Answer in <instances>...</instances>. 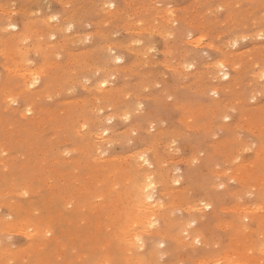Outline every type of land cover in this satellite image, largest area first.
I'll return each instance as SVG.
<instances>
[{
    "label": "rangeland",
    "instance_id": "1",
    "mask_svg": "<svg viewBox=\"0 0 264 264\" xmlns=\"http://www.w3.org/2000/svg\"><path fill=\"white\" fill-rule=\"evenodd\" d=\"M52 17L56 19L53 21ZM262 33L264 0H0V264H264ZM220 63L227 67L219 69ZM224 72L229 77H224ZM34 79L39 81L34 83ZM7 94L18 103L11 104ZM86 115L88 119L83 122ZM125 115L129 117L126 121ZM84 124L86 127L82 128ZM104 131L108 134L104 135ZM91 155L95 161L89 159ZM143 169L149 175L159 173L161 178L156 174L149 176L151 181H143L144 176L139 175ZM115 171L121 178L110 174ZM152 177L159 179L157 185ZM134 179L142 180L140 184L144 185L155 182V188H145L152 199L146 196L140 202L143 205L138 203L142 186L139 188ZM133 187L136 192L139 190V196ZM133 204H140L143 209ZM176 205L178 208H174ZM148 214L154 216L150 217L152 223L147 224L150 228L133 222ZM18 222L31 224L38 234L30 237L19 229ZM127 225L131 227L125 233ZM46 229H51V233ZM153 230L159 232L152 233ZM49 233H53L52 238H48ZM134 233L138 235L134 242L139 237L141 243L131 240L129 236Z\"/></svg>",
    "mask_w": 264,
    "mask_h": 264
},
{
    "label": "bare ground",
    "instance_id": "2",
    "mask_svg": "<svg viewBox=\"0 0 264 264\" xmlns=\"http://www.w3.org/2000/svg\"><path fill=\"white\" fill-rule=\"evenodd\" d=\"M44 2H45V1H44ZM59 2H60V1H59ZM228 2H229V1H228ZM154 3H155V2H154ZM78 4H79V3H78ZM148 4H149V3H148ZM168 4H169V3H168ZM225 4H226V3H225ZM258 4H259V3H258ZM113 5H114V4H113ZM156 5H157V4H156ZM200 5H201V4H200ZM216 5H217V3H216ZM219 5H221V3H220ZM19 6H20V5H19ZM33 6H34V5H33ZM67 6H68V5H67ZM79 6H80V5H79ZM173 6H174V5H173ZM181 6H182V5H181ZM194 6H195V5H194ZM44 7H45V6H44ZM50 7H51V6H50ZM82 7H83V6H82ZM109 7H110V6H109ZM109 7H108V8H109ZM114 7H115V6H114ZM238 7H239V6H238ZM247 7H248V6H247ZM249 7H250V6H249ZM262 7H263V6H262ZM77 8H78V7H77ZM131 8H132V7H131ZM156 8H157V7H156ZM191 8H192V6H191ZM215 8H216V7H215ZM28 9H29V8H28ZM35 9H36V8H35ZM74 9H75V8H74ZM86 9H87V8H86ZM106 9H107V8H106ZM209 9H210V8H209ZM90 10H91V9H90ZM200 10H201V9H200ZM206 10H207V9H206ZM210 10H212V9H210ZM122 11H123V10H122ZM160 11H161V10H160ZM253 11H254V10H253ZM11 12H12V11H11ZM22 12H23V11H22ZM25 12H26V11H25ZM32 12H33V11H32ZM32 12H31V13H32ZM56 12H57V11H56ZM84 12H85V10H84ZM118 12H119V11H118ZM118 12H117V13H118ZM131 12H132V11H131ZM164 12H165V11H164ZM171 12H172V11H171ZM244 12H245V11H244ZM254 12H255V11H254ZM15 13H16V12H15ZM15 13H13V14H15ZM26 13H27V12H26ZM26 13H25V14H26ZM57 13H58V12H57ZM103 13H104V12H103ZM121 13H122V12H121ZM125 13H126V12H125ZM128 13H129V12H128ZM153 13H154V12H153ZM200 13H201V12H200ZM247 13H248V12H247ZM33 14H35V13H33ZM46 14H47V13H46ZM55 14H56V13H55ZM55 14H54V15H55ZM136 14H137V13H136ZM232 14H233V13H231L230 15H232ZM251 14H252V13H251ZM27 15H28V13H27ZM82 15H84V14L82 13ZM98 15H99V14H98ZM133 15H134V14H133ZM163 15H164V13H163ZM169 15H170V14H169ZM193 15H194V13H193ZM197 15H198V14H197ZM197 15H196V16H197ZM204 15H205V14H204ZM249 15H250V14H249ZM10 16H12V15L10 14ZM28 16H29V15H28ZM35 16H36V15H35ZM39 16H40V15H39ZM78 16H79V15H78ZM103 16H104V15H103ZM170 16H171V15H170ZM176 16H177V15H176ZM7 17H8V16H7ZM107 17H108V16H107ZM114 17H115V16H114ZM127 17H128V16H127ZM153 17H154V16H153ZM164 17H165V16H164ZM198 17H199V16H198ZM198 17H197V18H198ZM201 17H202V16H201ZM248 17H249V16H248ZM255 17H256V16H255ZM197 18H196V19H197ZM199 18H200V17H199ZM230 18H231V17H230ZM1 19H2V18H1ZM5 19H6V18H5ZM10 19H11V18H10ZM35 19H36V18H35ZM44 19H45V18H44ZM82 19H83V17H82ZM128 19H129V18H128ZM156 19H157V18H156ZM231 19H232V18H231ZM32 20H33V19H32ZM45 20H46V19H45ZM100 20H102V19H100ZM187 20H188V19H187ZM189 20L191 21V19H189ZM228 20H229V19H228ZM245 20H246V19H245ZM255 20H256V19H255ZM48 21H49V20H48ZM53 21H54V20H53ZM112 21H113V20H112ZM118 21H119V20H118ZM170 21H171V20H170ZM224 21H225V19H224ZM3 22H4V21H3ZM33 22H34V21H33ZM106 22H107V21H106ZM184 22H185V21H184ZM233 22H234V21H233ZM49 23H50V22H49ZM98 23H99V22H98ZM203 23H204V22H203ZM209 23H210V22H209ZM243 23H244V21H243ZM4 24H5V23H4ZM58 24H59V23H58ZM58 24H57V25H58ZM68 24H69V23H68ZM87 24H88V23H87ZM89 24H90V23H89ZM104 24H105V23H104ZM134 24H135V23H134ZM221 24H222V23H221ZM252 24H253V23H252ZM14 25H15V24H14ZM196 25H197V24H196ZM199 25H200V24H199ZM29 26H31V25H29ZM207 26H208V25H207ZM49 27H50V26H49ZM67 27H68V26H67ZM173 27H174V26H173ZM29 28H31V27H29ZM29 28H28V30H29ZM34 28H35V27H34ZM169 28H170V27H169ZM197 28H198V27H197ZM245 28H246V27H245ZM8 29H9V28H8ZM43 29H44V28H43ZM97 29H98V28H97ZM100 29H101V28H100ZM104 29H105V28H104ZM210 29H211V28H210ZM93 30H94V29H93ZM114 30H115V29H114ZM138 30H139V29H138ZM170 30H171V29H170ZM22 31H23V30H22ZM89 31H90V30H89ZM116 31H117V30H116ZM9 32H10V31H9ZM27 32H28V31H27ZM27 32H26V34H27ZM41 32H42V31H41ZM58 32H59V31H58ZM61 32H62V31H61ZM126 32H127V31H126ZM162 32H163V31H162ZM202 32H203V31H202ZM207 32H208V31H207ZM228 32H229V31H228ZM17 33H18V32H17ZM19 33H20V32H19ZM43 33H44V32H43ZM78 33H79V32H78ZM78 33H77V34H78ZM190 33H191V32H190ZM222 33H223V32H222ZM117 34H118V33H117ZM12 35H13V34H12ZM20 35H21V34H20ZM51 35H52V34H51ZM78 35H79V34H78ZM86 35H87V34H86ZM95 35H96V34H95ZM25 36H26V35H25ZM43 36H44V35H43ZM43 36H42V37H43ZM99 36H100V35H99ZM134 36H135V35H134ZM219 36H220V35H219ZM15 37H16V36H15ZM26 37H28V36H26ZM49 37H50V36H49ZM63 37H64V36H63ZM71 37H72V36H71ZM101 37H102V36H101ZM91 38H92V37H91ZM91 38H90V39H91ZM105 38H106V37H105ZM0 39H1V38H0ZM19 39H20V38H19ZM21 39L23 40V38H21ZM92 39H93V38H92ZM92 39H91V40H92ZM130 39H131V38H130ZM137 39H138V38H137ZM171 39H172V38H171ZM17 40H18V39H17ZM22 40H21V41H22ZM28 40H29V39H28ZM75 40H76V39H75ZM87 40H88V39H87ZM244 40H245V39H244ZM18 41H19V40H18ZM110 41H111V40H110ZM136 41H137V40H136ZM217 41H218V40H217ZM19 42H20V41H19ZM43 42H44V40H43ZM47 42H48V41H47ZM72 42H73V41H72ZM72 42H71V43H72ZM229 42H230V41H229ZM25 43H26V42H25ZM234 43H235V42H234ZM20 44H21V42H20ZM49 44H50V43H49ZM53 44H54V43H53ZM55 44H56V43H55ZM62 44H63V43H62ZM78 44H79V43H78ZM78 44H77V45H78ZM80 44H81V43H80ZM202 44H203V43H202ZM1 45H3V44H1ZM10 45H11V44H10ZM29 45H30V44H29ZM47 45H48V44H47ZM60 45H61V44H60ZM73 45H74V44H73ZM108 45H109V44H108ZM132 45H133V44H132ZM40 46H42V45L40 44ZM74 46H76V45H74ZM201 46H202V45H201ZM5 47H6V46H5ZM22 47H23V46H22ZM67 47H68V46H67ZM69 47H70V46H69ZM123 47H125V46H123ZM137 47H138V45H137ZM31 48H32V47H31ZM75 48H76V47H75ZM120 48H122V47H120ZM173 48H174V47H173ZM39 49H41V48H39ZM99 49H100V48H99ZM10 50H11V49H10ZM32 50H33V49H32ZM32 50H31V51H32ZM48 50H49V49H48ZM48 50H47V51H48ZM51 50H52V49H51ZM60 50H61V49H60ZM102 50H103V49H102ZM108 50H109V49H108ZM131 50H132V49H131ZM136 50H139V49L137 48ZM0 51H1V50H0ZM16 51H17V50H16ZM38 51H39V50H38ZM42 51H43V50H42ZM52 51H53V50H52ZM52 51H51V52H52ZM64 51H65V50H64ZM81 51H82V50H81ZM93 51H94V50H93ZM98 51H100V50H98ZM106 51H107V50H106ZM146 51H147V50H146ZM164 51H165V50H164ZM166 51H167V50H166ZM195 51H196V50H195ZM7 52H8V51H7ZM19 52H20V51H19ZM237 52H238V51H237ZM14 53H16V52H14ZM139 53H141V52H139ZM16 54H17V53H16ZM20 54H21V53H20ZM32 54H33V53H32ZM58 54H59V53H58ZM141 54H142V53H141ZM237 54H238V53H237ZM4 55H5V54H4ZM8 55H9V54H8ZM194 55H195V54H194ZM235 55H236V54H235ZM235 55H234V56H235ZM238 55H239V54H238ZM15 56H16V55H15ZM49 56H50V55H49ZM93 56H94V55H93ZM97 56H98V55H97ZM229 56H230V55H229ZM18 57H19V56H18ZM99 57H101V56H99ZM137 57H138V56H137ZM150 57H151V56H150ZM16 58H17V57H16ZM19 58H20V57H19ZM24 58H25V57H24ZM17 59H18V58H17ZM46 59H47V58H46ZM53 59H54V58H53ZM117 59L121 61L122 58H121L120 56H118ZM148 59H149V58H148ZM148 59H147V60H148ZM173 59H174V58H173ZM23 60H24V59H22V61H23ZM80 60H81V59H80ZM86 60H88V59H86ZM86 60H85V61H86ZM99 60H100V59H99ZM101 60H103V59H101ZM112 60H113V59H112ZM137 60H138V59H137ZM139 60H140V59H139ZM233 60H234V59H233ZM10 61H11V60H10ZM22 61H21V63H22ZM71 61H72V60H71ZM107 61H108V60H107ZM107 61H106V62H107ZM4 62H5V61H4ZM8 62H9V61H8ZM19 62H20V61H19ZM58 62H59V61H58ZM83 62H84V61H83ZM97 62H98V61H97ZM167 62H168V61H167ZM167 62H166V63H167ZM2 63H3V62H2ZM17 63H18V62H17ZM17 63H16V64H17ZM23 63H25V62H23ZM33 63H34V62H33ZM9 64H10V62H9ZM18 64H19V63H18ZM51 64H52V63H51ZM116 64H117V63H116ZM130 64H131V63H130ZM134 64H135V63H134ZM134 64H133V65H134ZM12 65H13V64H12ZM19 65H20V64H19ZM30 65H31V64H30ZM33 65H34V64H33ZM53 65H54V64H53ZM53 65H52L51 67H53ZM55 65H56V64H55ZM100 65H101V63H100ZM123 65H124V64H123ZM131 65H132V64H131ZM131 65H130V66H131ZM141 65H142V64H141ZM144 65H145V64H144ZM221 65H222L223 67H221ZM2 66H3V65H2ZM24 66H25V65H23V67H24ZM64 66H65V65H64ZM82 66H83V65H82ZM86 66H87V65H86ZM92 66H93V65H92ZM139 66H140V65H139ZM142 66H143V65H142ZM217 66H218V68L221 69V70H222V68L224 69L225 67H227V65H226L225 63H220V64L217 65ZM21 67H22V66H21ZM21 67L19 66V70H20ZM125 67H126V66H125ZM137 67H138V66H137ZM211 67H212V66H211ZM237 67H238V66H237ZM8 68H9V67H7V69H8ZM14 68H15V67H14ZM27 68H28V67H27ZM41 68H42V67H40V70H41ZM115 68H116V67H114L113 69L115 70ZM135 68H136V65H135ZM9 69H10V68H9ZM28 69H29V68H28ZM32 69H33V68H32ZM42 69H43V68H42ZM47 69H48V68H46V70H47ZM67 69H68V68H67ZM132 69H133V68H132ZM5 70H6V69H5ZM25 70H26V68H25ZM36 70H37V69H36ZM85 70H86V69H85ZM95 70H96V69H95ZM122 70H123V69H122ZM128 70H129V69H128ZM161 70H162V69H161ZM32 71H33V70H32ZM42 71H43V70H42ZM110 71H112V69H111ZM123 71H124V70H123ZM134 71H136V70L134 69ZM150 71H151V70H150ZM162 71H163V70H162ZM6 72H7V71H6ZM12 72H13V71H12ZM14 72H15V70H14ZM26 72H27V70H26ZM26 72H25V73H26ZM30 72H31V71H30ZM44 72H45V71H44ZM66 72H67V71H66ZM112 72H113V71H112ZM116 72H117V71H116ZM155 72H156V71H155ZM16 73H17V72H16ZM20 73H21V71H20ZM35 73H36V72H35ZM35 73H34V74H35ZM60 73H61V72H60ZM71 73H72V72H71ZM133 73H134V72H133ZM144 73H145V72H144ZM144 73H143V74H144ZM160 73H161V72H160ZM14 74H15V73H14ZM48 74H49V73H48ZM73 74H74V72H73ZM114 74H115V73H114ZM161 74H162V73H161ZM190 74H191V73H190ZM20 75H21V74H20ZM25 75H27V74H25ZM37 75H38V74H36V75H34V76H37ZM43 75H44V74H43ZM45 75H46V74H45ZM49 75H50V74H49ZM96 75H97V74H96ZM149 75H150V74H149ZM54 76H55V75H54ZM63 76H64V75H63ZM67 76H68V75H67ZM67 76H66V77H67ZM126 76H128V74H127ZM223 76L227 78V77H229V73H228V72H224ZM13 77H14V76H13ZM21 77H22V76H21ZM38 77H40V76H38ZM86 77H87V76H86ZM92 77H93V76H92ZM162 77H163V75H162ZM166 77H167V76H166ZM256 77H257V76H256ZM17 78H19V77H17ZM22 78H23V77H22ZM35 78H36V77H35ZM57 78H58V77H57ZM59 78H60V77H59ZM112 78H113V77H112ZM130 78H131V77H130ZM148 78H149V77H148ZM148 78H147V79H148ZM23 79H24V78H23ZM95 79H96V78H95ZM100 79H101V78H100ZM100 79H99V80H100ZM142 79H143V78H142ZM196 79H197V78H196ZM60 80H61V79H60ZM66 80H67V79H66ZM69 80H70V79H69ZM84 80H85V78H84ZM86 80H87V79H86ZM115 80H116V79H115ZM144 80H145V79H144ZM157 80H158V79H157ZM159 80H160V79H159ZM23 81H24V80H23ZM27 81H29V80H27ZM38 81H39V80H38ZM50 81H51V80H50ZM88 81H91V80H88ZM101 81H102V80H101ZM104 81H106V80H103V84H104ZM147 81H148V80H147ZM66 82H67V81H66ZM130 82H131V81H130ZM133 82H134V81H133ZM162 82H163V81H162ZM6 83H7V82H6ZM24 83H25V82H24ZM74 83H75V82H74ZM122 83H123V82H122ZM152 83H155V82H152ZM152 83H151V85H152ZM163 83H164V82H163ZM189 83H190V82H189ZM21 84H22V83H21ZM70 84H71V83H70ZM103 84H102V85H103ZM135 84H136V83H135ZM180 84H181V83H180ZM182 84H183V83H182ZM76 85H77V84H76ZM78 85H79V84H78ZM190 85H191V84H190ZM19 86H20V85H19ZM70 86H71V85H70ZM73 86H74V85H73ZM93 86H94V85H93ZM96 86H97V85H96ZM109 86H110V85H109ZM114 86H115V85H114ZM124 86H125V84H124ZM139 86H140V85H139ZM184 86H185V85H184ZM2 87H3V86H2ZM10 87H11V86H10ZM14 87H15V86H14ZM29 87H30V86H29ZM58 87H59V86H58ZM62 87H64V86H62ZM75 87H76V86H75ZM117 87H118V86H117ZM117 87H116V89H117ZM144 87H147V86H144ZM181 87H182V86H181ZM37 88H38V87H37ZM41 88H42V87H41ZM43 88H44V87H43ZM43 88H42V89H43ZM90 88H91V87H90ZM100 88H101V87H100ZM113 88H114V87H113ZM119 88H120V87H119ZM121 88H122V87H121ZM121 88H120V89H121ZM11 89H12V88H11ZM14 89H16V88H14ZM42 89H41V90H42ZM58 89H59V88H58ZM73 89H74V88H73ZM95 89H96V88H95ZM114 89H115V88H114ZM122 89H123V88H122ZM127 89H129V88H126V90H127ZM147 89H148V88H147ZM213 89H214V88H213ZM36 90H37V89H36ZM39 90H40V89H39ZM49 90H50V89H49ZM62 90H64V88H62ZM68 90H69V89H68ZM75 90H76V89H75ZM87 90H88V89H87ZM102 90H103V89H102ZM104 90H105V89H104ZM112 90H113V89H112ZM138 90H139V88H138ZM141 90H142V89H141ZM143 90H144V89H143ZM173 90H174V89H173ZM198 90H199V89H198ZM1 91H3V89L0 90V92H1ZM13 91H14V90H13ZM119 91H120V90H119ZM124 91H125V89H124ZM130 91H133V89H131ZM134 91H135V90H134ZM224 91H225V90H224ZM9 92H10V91H9ZM51 92H52V91H51ZM113 92H114V91H113ZM121 92H122V91H121ZM127 92H128V91H127ZM163 92H164V91H163ZM11 93H12V92H11ZM40 93H41V92H40ZM56 93H57V92H56ZM95 93H97V92H95ZM100 93H101V92H100ZM106 93H107V92H106ZM117 93H118V92H117ZM12 94H14V93H12ZM20 94H21V93H20ZM20 94H18V95L20 96ZM136 94H137V93H136ZM48 95H49V94H48ZM59 95H60V94H59ZM100 95H101V94H100ZM133 95H134V94H133ZM137 95H138V94H137ZM144 95H145V94H144ZM53 96H54V95H53ZM75 96H76V94H75ZM89 96H90V95H89ZM93 96H94V95H93ZM114 96H115V95H114ZM123 96H124V95H123ZM129 96H130V95H129ZM7 97H9V98L12 99V97L9 96V94H7ZM25 97H26V96H25ZM36 97H37V96H36ZM55 97H56V96H55ZM55 97H53V98H55ZM57 97H58V96H57ZM86 97H87V96H86ZM124 97H125V96H124ZM3 98H4V97H3ZM16 98H17V97H16ZM33 98H34V97H33ZM76 98H77V97H76ZM87 98H88V97H87ZM87 98H86V100H88ZM106 98H107V96H106ZM127 98H128V97H126V99H127ZM138 98H139V97H138ZM4 99H5V98H4ZM4 99H3V100H4ZM43 99H44V98H43ZM71 99H72V98H71ZM79 99H80V97H79ZM109 99H110V98H109ZM6 100H7V99H6ZM41 100H42V99H41ZM124 100H125V99H124ZM134 100H135V99H134ZM157 100H158V99H157ZM31 101H32V100H31ZM46 101H47V100H46ZM48 101H49V100H48ZM96 101H97V100H96ZM117 101H118V100H117ZM125 101H126V100H125ZM141 101H142V100H141ZM8 102H9V101H8ZM37 102H39V101H37ZM64 102H65V101H64ZM81 102H83V101H81ZM88 102L90 103V101H88ZM137 102H138V101H137ZM16 103H18V102L16 101ZM29 103H30V102H29ZM94 103H95V102H94ZM130 103H131V102H130ZM141 103H142V102H141ZM11 104H12V103H11ZM14 104H15V103H14ZM32 104H33V101H32ZM86 104H88V103H86ZM116 104H118V102H117ZM121 104H122V103H121ZM146 104H147V103H146ZM174 104H175V103H174ZM38 105H39V104H38ZM129 105H130V104H128V106H129ZM139 105H140V104H139ZM228 105H229V104H228ZM29 106H30V104H29ZM29 106H27V107H29ZM128 106H127V107H128ZM95 107H96V106H95ZM95 107H94V108H95ZM111 107H112V106H111ZM116 107H117V105H116ZM180 107H181V106H180ZM11 108H12V105H11ZM43 108H44V107H43ZM47 108H48V107H47ZM128 108H129V107H128ZM138 108H139V107H138ZM142 108H143V107H142ZM167 108H168V107H167ZM182 108H183V107H182ZM4 109H5V108H4ZM30 109H31V107H30ZM86 109H89V108L86 107ZM121 109H122V107H121ZM124 109H125V108H124ZM130 109H131V108H130ZM134 109H135V108H134ZM189 109H190V108H189ZM213 109H215V108H213ZM216 109H217V108H216ZM67 110H68V109H67ZM83 110H84V109H83ZM93 110H94V109H93ZM93 110H92V111H93ZM126 110H128V109L126 108ZM23 111H24V110H23ZM103 111H104V110H103ZM131 111H133V109H132ZM139 111H140V110H139ZM28 112H29V111H28ZM34 112H35V111H34ZM34 112H33V113H34ZM93 112H94V111H93ZM113 112H114V110H113ZM115 112H117V111L115 110ZM126 112H127V111H126ZM129 112H130V110H129ZM194 112H195V110H194ZM197 112H198V111H197ZM97 113H98V112H97ZM97 113H95V114H97ZM100 113H101V111H100ZM123 113H124V112H123ZM19 114H20V113H19ZM195 114H196V113H195ZM20 115H21V114H20ZM108 115H109V114H108ZM118 115H119V114H118ZM129 115H130V114H129ZM77 116H78V115H77ZM112 116H113V115H112ZM249 116H250V115H249ZM32 117H33V116H32ZM32 117H31V118H32ZM86 117H87L86 119H83V122H84L85 120L88 119V116H87V115H86ZM95 117H96V116H95ZM95 117H93V118H94V121H95ZM109 117H110V116H109ZM158 117H159V116H158ZM40 118H41V117H40ZM116 118H117V117H116ZM179 118H180V117H179ZM182 118H183V117H182ZM188 118H189V117H188ZM25 119H26V117H25ZM29 119H30V118H29ZM60 119H61V118H60ZM76 119H77V118H76ZM76 119H75V120H76ZM96 119H98V118H96ZM101 119H102V118H101ZM105 119H106V118H105ZM114 119H115V118H114ZM120 119H121V118H120ZM81 120H82V118H81ZM99 120H100V119H99ZM99 120H97V122H98ZM110 120H111V119H110ZM185 120H186V118H185ZM191 120H192V119H191ZM38 121H39V120H38ZM56 121H57V120H56ZM56 121L53 120V122H56ZM61 121H63V120L61 119ZM78 121H79V117H78V119H77V123L80 122V121H79V122H78ZM88 121H89V120H88ZM101 121H102V120H101ZM106 121H107V120H106ZM106 121H105V122H106ZM125 121H126V120H125ZM147 121H148V120H147ZM149 121H150V120H149ZM188 121H189V120H188ZM188 121H187V122H188ZM208 121H209V120H208ZM49 122H50V121L47 122V125L49 124ZM85 122H86V121H85ZM97 122H96V123H97ZM113 122H114V120H113ZM189 122H190V121H189ZM38 123L41 124V121L38 122ZM75 123H76V121H75ZM96 123H94V124H96ZM99 123H100V122H99ZM153 123H154V122H153ZM45 124H46V123H45ZM45 124H44V125H45ZM54 124H55V123H54ZM59 124H60V123H59ZM71 124H72V123H71ZM79 124H80V123H79ZM85 124H86V123H85ZM85 124H84V125H85ZM106 124H107V123H106ZM193 124H194V123H193ZM224 124H225V123H224ZM10 125H11V124H10ZM47 125H46V126H47ZM49 125H50V124H49ZM87 125H88V124H87ZM97 125H98V124H96V126H97ZM131 125H132V124H131ZM263 125H264V124H263ZM50 126H51V125H50ZM77 126H78V124H77ZM80 126H81V124H80ZM80 126H78V127H80ZM98 126H99V125H98ZM98 126H97V127H98ZM101 126H102V125H101ZM146 126H147V125H146ZM146 126H145V127H146ZM42 127H43V126H42ZM44 127H45V126H44ZM54 127H55V126H54ZM58 127H59V126H58ZM73 127H74V126H73ZM149 127H151V126H149ZM152 127H153V126H152ZM155 127H156V126H155ZM32 128H33V127H32ZM37 128H38V127H37ZM56 128H57V127H56ZM61 128H62V125H61ZM61 128H60V129H61ZM75 128H77V127L75 126ZM82 128H85V126L82 125ZM99 128H100V127H99ZM125 128H126V127H125ZM229 128H230V127H229ZM235 128H236V127H235ZM33 129H34V128H33ZM49 129H50V127H49ZM149 129H150V128H149ZM199 129H200V128H199ZM214 129H215V128H214ZM214 129H213V130H214ZM43 130H45V129H43ZM70 130H71V129H70ZM72 130H73V128H72ZM77 130H78V129H77ZM90 130H91V129H90ZM98 130H99V129L97 128V131H98ZM101 130H103V129H101ZM105 130H106V129H105ZM122 130H123V129H122ZM122 130H121V131H122ZM124 130H125V129H124ZM126 130H127V129H126ZM140 130H141V129H140ZM157 130H158V129H157ZM215 130H216V129H215ZM36 131H37V130H36ZM38 131H39V130H38ZM40 131H41V130H40ZM58 131H59V130H58ZM86 131H87V130H86ZM97 131H96V133H97ZM130 131H132V130H130ZM152 131H153V130H152ZM160 131H161V130H160ZM162 131H163V130H162ZM162 131H161V132H162ZM173 131H174V130H173ZM209 131H210V130H209ZM219 131H220V130H219ZM59 132H60V131H59ZM80 132H82V131L80 130ZM83 132H84V131H83ZM83 132H82V133H83ZM98 132H99V131H98ZM104 132H105V131H104ZM128 132H129V131H128ZM136 132H137V131H136ZM179 132H180V130H179ZM179 132H178V133H179ZM214 132H216V131H214ZM252 132H253V131H252ZM75 133H76V132H75ZM77 133H78V132H77ZM77 133H76V134H77ZM82 133H81V134H82ZM84 133H85V132H84ZM88 133H89V132L87 131V135L90 136ZM116 133H117V132H116ZM123 133H124V132H123ZM125 133H126V131H125ZM125 133H124V134H125ZM163 133H164V132H163ZM168 133H169V132H168ZM174 133H175V132H174ZM98 134L100 135V133H98ZM129 134H130V133H129ZM160 134H161V133H160ZM179 134H181V133H179ZM260 134H261V133H260ZM42 135H43V134H42ZM53 135H54V134H53ZM84 135L86 136V134H84ZM84 135H81V136H84ZM92 135H94V133H93ZM110 135H111V134H110ZM110 135H109V136H110ZM113 135H114V134H113ZM133 135H134V134H133ZM135 135H136V134H135ZM161 135L163 136V134H161ZM109 136H106V138L109 137ZM114 136H116V135H114ZM142 136H143V135H142ZM170 136H171V135H170ZM176 136H177V135H176ZM176 136H174V137H176ZM51 137H52V136H51ZM51 137H50V138H51ZM53 137H54V136H53ZM63 137H64V135H63ZM159 137H161V136H159ZM172 137H173V135H172ZM172 137H171V138H172ZM246 137H247V136H246ZM20 138H21V137H20ZM93 138L95 139V137H93ZM116 138H117V136L115 137V139H116ZM138 138H139V137H138ZM154 138H156V137H154ZM237 138H238V137H237ZM27 139H28V138H27ZM46 139H47V138H46ZM99 139H101V138H99ZM103 139H104V138H103ZM107 139H108V138H107ZM109 139H110V138H109ZM119 139H120V138H119ZM141 139H142V138H141ZM157 139H158V138H157ZM159 139H160V138H159ZM173 139H174V138H173ZM176 139H177V137H176ZM233 139H234V138H233ZM233 139H232V140H233ZM25 140H26V139H25ZM161 140H162V139H161ZM163 140H164V139H163ZM235 140H236V139H235ZM50 141H51V140H50ZM52 141L54 142L55 140L53 139ZM80 141H81V140H80ZM113 141H114V140H113ZM131 141H132V140H131ZM139 141H140V140H139ZM167 141H168V140H167ZM169 141H170V140H169ZM243 141H244V140H243ZM29 142H30V141H29ZM111 142H112V141H111ZM115 142H116V141H115ZM115 142H114V143H115ZM118 142H120V141H118ZM171 142H172V141H171ZM176 142H177V141H176ZM247 142H248V141H247ZM86 143H87V142H86ZM90 143H91V142H90ZM108 143H109V142H108ZM166 143H167V142H166ZM71 144H72V143H71ZM83 144H84V143H83ZM96 144H97V143H96ZM127 144H128V142H127ZM164 144H165V143H164ZM168 144H169V143H168ZM74 145H75V143H74ZM74 145H73V146H74ZM80 145H81V144H79L78 146L80 147ZM98 145H99V144H98ZM128 145H129V144H128ZM146 145H147V144H146ZM162 145H163V144H162ZM165 145H167V144H165ZM0 146H1V145H0ZM35 146H36V145H35ZM73 146H72V147H73ZM75 146H76V145H75ZM99 146H100V145H99ZM113 146H114V145H113ZM153 146H154V145H153ZM263 146H264V145H263ZM9 147H10V146H9ZM63 147H64V146H63ZM86 147H89V146H86ZM91 147L93 148V146H91ZM91 147H90V149H91ZM104 147H105V146H104ZM109 147H110V146H109ZM174 147H175V146H174ZM7 148H8V147H7ZM59 148H60V146H59ZM64 148H65V147H64ZM70 148H71V147H70ZM76 148H78V147H76ZM82 148H83V146H82ZM261 148H262V147H261ZM2 149H3V148H2ZM2 149L0 148V152L2 151ZM41 149H42V148H41ZM68 149H69V148H68ZM73 149L75 150V148H73ZM79 149H80V148H79ZM101 149H102V148H101ZM150 149H151V148H150ZM150 149H149V150H150ZM176 149H177V148H176ZM181 149H182V148H181ZM70 150H72V148H71ZM80 150H81V149H80ZM83 150H84V149H83ZM106 150H108V149H106ZM106 150H105V151H106ZM141 150H142V149H141ZM165 150H166V149H165ZM173 150H174V149H173ZM196 150H198V149H196ZM76 151H77V150H76ZM94 151H96V148H95ZM134 151H135V150H134ZM139 151H140V150H139ZM144 151H145V150H144ZM169 151H170V150H169ZM169 151H167V152H169ZM179 151H181V150H179ZM257 151H258V150H257ZM263 151H264V150H263ZM32 152H33V150H32ZM84 152H86V151H84ZM132 152H133V151H132ZM154 152H155V151H154ZM158 152H159V151H158ZM170 152H171V151H170ZM200 152H203V151L201 150ZM14 153H16V152H14ZM65 153H66V152H65ZM65 153H64V155H65ZM102 153H103V152H102ZM145 153H146V152H145ZM152 153H153V150H152ZM171 153H172V152H171ZM91 154H92V153H91ZM98 154H99V153H98ZM141 154H142V153H141ZM173 154H174V153H173ZM198 154H199V153H197V155H198ZM202 154H203V153H202ZM228 154H229V153H228ZM12 155H13V154H12ZM59 155H60V154H59ZM89 155H90V154H89ZM95 155H96V153H95ZM42 156H43V153H42ZM93 156H94V154H93ZM110 156H111V154H110ZM115 156H116V155H115ZM131 156H133V155L131 154ZM156 156H157V155H156ZM164 156H165V155H164ZM193 156H194V155H193ZM195 156H196V155H195ZM198 156L200 157V155H198ZM227 156H228V155H227ZM14 157H15V156H14ZM65 157H66V156H65ZM90 157H92V155L89 156V159H90ZM94 157L96 158V156H94ZM108 157H109V156H108ZM108 157H107V158H108ZM126 157H127V156H126ZM187 157H188V156H187ZM225 157H226V155H225ZM79 158H80V157H79ZM92 158H93V157H92ZM95 158H93V160H94ZM111 158H114V157H111ZM146 158H147V157H146ZM170 158H171V157H170ZM176 158H177V156H176ZM200 158H201V157H200ZM226 158H229V157H226ZM262 158H263V157H262ZM14 159H15V158H14ZM37 159H38V158H37ZM105 159H106V158H105ZM116 159H117V158H116ZM122 159H123V158H122ZM137 159H138V158H137ZM178 159H179V158H178ZM181 159H182V158H181ZM192 159H193V158H192ZM77 160H78V159H76V161H77ZM101 160H104V159H101ZM117 160H118V159H117ZM145 160L147 161L148 159H145ZM222 160H223V159H222ZM224 160H225V159H224ZM235 160H236V159H235ZM52 161H54V160H52ZM63 161H64V160H63ZM68 161H69V160H68ZM74 161H75V160H74ZM94 161H95V160H94ZM106 161H107V160H106ZM113 161H114V160H113ZM118 161H119V160H118ZM123 161H124V160H123ZM146 161H145V162H146ZM164 161H165V160H164ZM174 161H175V160H174ZM196 161H197V160H196ZM227 161H228V160H227ZM232 161H233V160H232ZM35 162H36V161H35ZM54 162H55V161H54ZM134 162H136V161H134ZM149 162H150V161H149ZM162 162H163V161H162ZM166 162H167V161H166ZM10 163H11V162H10ZM108 163H109V162H107V164H108ZM132 163H133V162H132ZM147 163H148V161H147ZM155 163H156V162H155ZM169 163H170V161H169ZM171 163H172V162H171ZM171 163H170V164H171ZM185 163H186V162H185ZM250 163H251V162H250ZM252 163H253V162H252ZM8 164H9V163H8ZM141 165H142V164H141ZM141 165H140V166H141ZM164 165H165V164H164ZM164 165H163V166H164ZM190 165H191V164H190ZM192 165H193V164H192ZM195 165H196V164H195ZM252 165H253V164H252ZM23 166H24V165H23ZM28 166L30 167V165H28ZM31 166H32V165H31ZM81 166H84V164L81 165ZM100 166H101V165H100ZM100 166H98V168H99ZM116 166H117V165H116ZM116 166H115V167H116ZM122 166H124V165H122ZM135 166H136V165H135ZM140 166H139V167H140ZM142 166H143V165H142ZM145 166H146V165H145ZM247 166H248V165H247ZM1 167H2V166H1ZM29 167H28V168H29ZM119 167H120V166H119ZM127 167H128V166H127ZM139 167H138V168H139ZM147 167H149V166H147ZM150 167H151V166H150ZM79 168H80V167H79ZM95 168H96V167H95ZM95 168H93V169H95ZM100 168H101V167H100ZM103 168H104V167H103ZM113 168H114V167H113ZM124 168H125V167H124ZM39 169H40V168H39ZM48 169H49V168H48ZM105 169H106V168H105ZM114 169H115V168H114ZM114 169H113V171H114ZM129 169H130V168H129ZM152 169H153V168H152ZM159 169H160V168H159ZM43 170H44V169H43ZM106 170H107V169H106ZM111 170H112V169H111ZM141 170H142V169H141ZM163 170H166V169L164 168ZM5 171H6V170H5ZM31 171H32V170H30V173H31ZM75 171H76V170H75ZM77 171H78V170H77ZM94 171H95V170H94ZM133 171H134V170H133ZM143 171H144V172H140V170H139V175H140V178H142L141 176H144V178H145V179L143 178V181H144V180L148 179L149 176L152 175V174L149 175V172H145L144 169H143ZM153 171H154V170H153ZM153 171H152L151 173H154V172H155V171H154V172H153ZM161 172H162V170H161ZM172 172H173V171L171 170V173H172ZM212 172H213V171H212ZM237 172H238V171H237ZM109 173H110V172H109ZM115 173L117 174L116 171H115L114 173L111 172L110 174H112V175L114 174V175H115ZM135 173H136V172H135ZM216 173H217V172H216ZM242 173H243V172H242ZM245 173H246V172H245ZM255 173H256V172H255ZM46 174H47V172H46ZM94 174H95V173H94ZM94 174H93V175H94ZM120 174H121V173H120ZM137 174H138V173H137ZM137 174H136V176H138ZM156 174H157V173H154V175H156ZM158 174H159V173H158ZM158 174H157V175H158ZM160 174H161V173H160ZM162 174H163V173H162ZM172 174H173V173H172ZM76 175H77V174H76ZM108 175H109V174H108ZM114 175H113V176H114ZM125 175H126V174H125ZM129 175H130V177H131V174H129ZM154 175H152V176H154ZM169 175H170V174H169ZM220 175H221V174H220ZM223 175H224V174H223ZM241 175H242V174H241ZM263 175H264V174H262V178H263ZM56 176H57V175H56ZM106 176H107V175H106ZM115 176H116V175H115ZM117 176L120 177L118 174H117ZM117 176L114 177V178H118ZM136 176H135V177H136ZM158 176H159V175H158ZM218 176H219V175H218ZM249 176H250V175H249ZM123 177H124V176H123ZM171 177H173V176H171ZM98 178H99V176H98ZM120 178H121V177H120ZM125 178H127V177H125ZM125 178H122V180H124ZM132 178H133V177H132ZM132 178H131V180H132ZM140 178H139V179H140ZM152 178H155V177H152ZM159 178H161V175L159 176ZM168 178H170V177H168ZM248 178H250V177H248ZM95 179H96V178H95ZM157 179H158V178H157ZM214 179H215V178H214ZM231 179H232V178H231ZM2 180H3V179H2ZM37 180H38V179H37ZM70 180H71V178H70ZM73 180H74V179H72V182H73ZM75 180H76V179H75ZM83 180H84V179H83ZM113 180H114V179H113ZM126 180H127V179H126ZM134 180H137V179H134ZM148 180H149V179H148ZM152 180H154V179H152ZM155 180H156V178H155ZM158 180H159V179H158ZM158 180H156V183H155L154 181L151 182V184L153 185V184L155 183V184L157 185ZM257 180H258V179H257ZM263 180H264V179H263ZM76 181H77V180H76ZM76 181H75V183H76ZM140 181H142V180H139V181L137 180V182H138L139 184H140ZM233 181H234V180H233ZM260 181H261V179H260ZM9 182H10V181H9ZM13 182H14V181H13ZM13 182H12V183H13ZM49 182H50V181H49ZM64 182H65V181H64ZM77 182H78V181H77ZM95 182H96V181H95ZM95 182H94V183H95ZM105 182H106V181H105ZM114 182H115V181H114ZM114 182H113L112 184H114ZM126 182H127V181H126ZM126 182H125V183H126ZM133 182H134V181H133ZM137 182H136V183H137ZM169 182H170V181H169ZM237 182H238V181H237ZM12 183H11V184H12ZM89 183H90V182H89ZM98 183H99V182H98ZM127 183H128V182H127ZM138 183H137V184H138ZM144 183H145V182H144ZM161 183H162V182H161ZM250 183H251V182H250ZM253 183H254V182H253ZM11 184H10V185H11ZM44 184H45V183H44ZM65 184H66V182H65ZM65 184H64V185H65ZM155 184H154V185H155ZM168 184H169V183H168ZM175 184H176V183H175ZM262 184H263V182H262ZM13 185H14V183H13ZM48 185H50V184H48ZM77 185L80 186L81 184L79 185V183H78ZM97 185H98V184H97ZM97 185H96V186H97ZM116 185H117V184H116ZM128 185H129V183H128ZM156 185H155V186H156ZM161 185H162V184H161ZM170 185H171V184H170ZM258 185H259V184H258ZM20 186H21V185H20ZM66 186H67V185H66ZM83 186H84V184H83ZM113 186H115V185H113ZM113 186H111V187H113ZM118 186H119V185H118ZM118 186H117L116 188H118ZM140 186H142V187L140 188ZM147 186H148V183H146L145 185H144V184H140V185H139V188H140L139 190H140V192H139V190L136 192V189L133 187V188L135 189V192L138 194V196H139V193H140V198L138 199V197H137V199L139 200L138 203L143 202V201L146 199V196H149V195H150L149 193L146 194V191H144L145 188H146ZM155 186H154V188H155ZM162 186H163V185H162ZM251 186H252V185H251ZM50 187H51V186H50ZM25 188H27V187H25ZM25 188H24V189H25ZM82 188H83V187H82ZM84 188H85V187H84ZM93 188H94V187H92V189H93ZM114 188H115V187H114ZM133 188H132V189H133ZM136 188H137V187H136ZM172 188H173V187H172ZM177 188H178V187H177ZM184 188H185V185H184ZM119 189H120V188H119ZM134 189H133V190H134ZM137 189H138V188H137ZM178 189H179V188H178ZM191 189H192V188H191ZM13 190H14V188H13ZM13 190H12V191H13ZM15 190H16V189H15ZM26 190H27V189H26ZM109 190L111 191L112 189H109ZM129 190H131V189H129ZM179 190L181 191V189H179ZM185 190H186V189H185ZM185 190H184V191H185ZM19 191H20V190H19ZM75 191H76V190H75ZM149 191H150V190H149ZM152 191H154V190H152ZM171 191H173V189H172ZM197 191H198V190H197ZM5 192H6V191H5ZM8 192H9V191H8ZM26 192H27V191H26ZM80 192H81V191H80ZM86 192H87V191H86ZM122 192H123V191H122ZM126 192H127V191H126ZM138 192H139V193H138ZM187 192H188V191H187ZM190 192H191V191H190ZM193 192H194V191H193ZM105 193H106V192H105ZM161 193H162V192H161ZM181 193H184V192L182 191ZM181 193H179V194H181ZM191 193H192V192H191ZM5 194H6V193H5ZM11 194H12V193H11ZM120 194H121V192H120ZM122 194H123V193H122ZM130 194H131V193H130ZM137 194H136V195H137ZM163 194H164V193H163ZM84 195H85V194H84ZM115 195H116V194H115ZM115 195L113 196V198L115 197ZM131 195L133 196V194H131ZM136 195H135V196H136ZM234 195H235V194H234ZM77 196H78V195H77ZM188 196H190V195H188ZM126 197L128 198V195H127ZM166 197H167V196H166ZM176 197L178 198V196H176ZM193 197H194V196H193ZM66 198H68V197H66ZM122 198H123V197H122ZM134 198H135V197H134ZM195 198H196V197H195ZM95 199H97V198H95ZM99 199H100V198H99ZM115 199H116V198H115ZM128 199H129V198H128ZM130 199H131V198H130ZM48 200H49V199H48ZM119 200H120V199H119ZM119 200H118V201H119ZM131 200H132V199H131ZM173 200H175V199H173ZM181 200H182V199H181ZM214 200H215V199H214ZM30 201H31V200H30ZM67 201H68V199H67ZM115 201H116V200H115ZM125 201H127V200H125ZM132 201H133V200H132ZM153 201H154V200H153ZM153 201H152V203H153ZM158 201H159V200H158ZM28 202H29V201H28ZM73 202H74V200H73ZM129 202H131V201H129ZM187 202H188V201H187ZM187 202H186V203H187ZM205 202H206V201H205ZM209 202H210V201H209ZM110 203H113V201L110 202ZM121 203H122V202H121ZM121 203H120V204H121ZM134 203H135V202H134ZM136 203H137V201H136ZM138 203H137V204H138ZM146 203H147V202H146ZM146 203H145V204H146ZM162 203H163V201H162ZM164 203H165V202H164ZM167 203H168V202H167ZM167 203H166V205H167ZM169 203H170V202H169ZM171 203H172V202H171ZM171 203H170V205L173 204V203H172V204H171ZM174 203H175V202H174ZM196 203H197V202H196ZM198 203H199V202H198ZM210 203H211V202H210ZM15 204H16V203H15ZM89 204H90V203H89ZM103 204H104V203H103ZM116 204H118V202H117ZM116 204H114V205H116ZM140 204H142V203H140ZM140 204H139V205H136V204H135V205L138 206V207H140V206H141ZM153 204H154V203H153ZM263 204H264V203H263ZM12 205H13V204H12ZM64 205H65V204H64ZM99 205H102V204H99ZM99 205H98V206H99ZM105 205H106V204H105ZM135 205L133 204L134 207H136ZM142 205H143V204H142ZM149 205H150V204H149ZM29 206H30V205H29ZM45 206H46V205H45ZM103 206H104V205H103ZM108 206H109V205H108ZM119 206H120V205H119ZM126 206H127V205H126ZM126 206H125V207H126ZM133 206H132V207H133ZM151 206H152V204H151ZM153 206H154V205H153ZM153 206H152V207H153ZM183 206H184V204H183ZM238 206H239V205H238ZM17 207H18V206H17ZM70 207H71V206H70ZM111 207H113V205H111ZM120 207H122V206H120ZM147 207H148V205H147ZM175 207L178 208L177 205L174 206V208H175ZM181 207H182V206H181ZM186 207H187V206H186ZM18 208H20V207H18ZM33 208H34V207H33ZM76 208H77V207H76ZM100 208H101V207H100ZM100 208H99V209H100ZM114 208H115V207H114ZM114 208H113V209H114ZM129 208H131V207H129ZM149 208H150V207H149ZM188 208H189V207H188ZM1 209H2V208H1ZM70 209H71V208H70ZM81 209H82V208H81ZM94 209H95V208H94ZM99 209H98V210H99ZM117 209H118V208H117ZM119 209H120V208H119ZM140 209H141V207H140ZM140 209H138V210L140 211ZM142 209H143V208H142ZM142 209H141V210H142ZM147 209H148V208H147ZM186 209H187V208H186ZM192 209H193V208H192ZM199 209H201V208H199ZM235 209H236V208H235ZM23 210H26V209H23ZM77 210H78V209H76V211H77ZM79 210H80V209H79ZM98 210H96V211H98ZM101 210H102V209H101ZM105 210H106V208H105ZM105 210H104V211H105ZM111 210H112V209H111ZM130 210H131V209H130ZM132 210H134V208H133ZM148 210H152V209H148ZM148 210H147V211H148ZM160 210H161V209H160ZM171 210H172V209H171ZM174 210H175V209H174ZM202 210H203V209H202ZM205 210H206V209H205ZM226 210H227V209H226ZM29 211H30V210H29ZM29 211H28V212H29ZM36 211H38V210L36 209ZM93 211H94V210H93ZM113 211H114V210H113ZM113 211H111V212L113 213ZM115 211H117V210H115ZM139 211H138V212H139ZM154 211H155V210H154ZM154 211H153V212H154ZM165 211H166V210H165ZM197 211H198V210H197ZM243 211H244V210H243ZM243 211H242V212H243ZM14 212H15V211H14ZM30 212H31V211H30ZM101 212H103V211H101ZM122 212L125 213L123 210H122ZM122 212H121V213H122ZM130 212H131V211H130ZM136 212H137V211H136ZM136 212H134V213H136ZM145 212H146V211H145ZM145 212H144V213H145ZM161 212H162V210H161ZM188 212H189V211H188ZM94 213H95V211H94ZM105 213H108V212L105 211ZM112 213H110V214H112ZM115 213H116V212H115ZM115 213H114V214H115ZM149 213H150V212H149ZM29 214H30V213H29ZM101 214H102V213H101ZM114 214H113V215H114ZM131 214H132V213H131ZM136 214H138V213H136ZM150 214H151V213H150ZM150 214H148L149 216L144 215V216H142V217H140V218H137V219H136L135 221H133V222H134L135 224H136V223L139 224V226H140V225H145V224H146L145 226H147L148 223H150V224L152 223L150 217H153V218H154V216H150ZM155 214H156V213H154V215H155ZM157 214H158V213H157ZM162 214H163V213H162ZM102 215H103V214H102ZM113 215H111V217H112ZM121 215H122V214H121ZM138 215H139V214H138ZM140 215H141V213H140ZM140 215H139V216H140ZM24 216H25V215H24ZM49 216H50V215H49ZM94 216H95V215H94ZM114 216H116V215H114ZM161 216H162V215H161ZM166 216H167V215H166ZM166 216H165V217H166ZM171 216H172V215H171ZM59 217H60V216H59ZM96 217H97V216H96ZM98 217H100V215H98ZM101 217H102V216H101ZM131 217H132V216H131ZM137 217H138V216H137ZM155 217H156V216H155ZM262 217H263V216H262ZM23 218H25V217H23ZM50 218H51V216H50ZM102 218H103V217H102ZM156 218H157V217H156ZM158 218H159V217H158ZM201 218H203V217H201ZM6 219H7V217H6ZM33 219H34V218H33ZM85 219H86V218H85ZM103 219H104V218H103ZM121 219H122V217H121L119 220L122 221ZM127 219L131 220L129 217H127ZM159 219H160V218H159ZM161 219H162V217H161ZM169 219H170V218H169ZM187 219H188V218H187ZM190 219H193V218H190ZM27 220L29 221L30 219H27ZM27 220H26V221H27ZM65 220H66V219H65ZM98 220H99V219H98ZM101 220H102V219H101ZM107 220H108V219H107ZM153 220H154V219H153ZM155 220H156V219H155ZM162 220H163V219H162ZM173 220H174V219H173ZM195 220H196V219H195ZM7 221H9V220L7 219ZM11 221H12V220H11ZM11 221H10V222H11ZM13 221H14V220H13ZM24 221H25V220H24ZM40 221H41V220H40ZM96 221H97V220H96ZM99 221H100V220H99ZM183 221H184V220H183ZM14 222H15V221H14ZM38 222H39V220H38ZM41 222H42V221H41ZM46 222H48V221H45V224H46ZM71 222H72V221H71ZM83 222H84V221H83ZM111 222H113V221L111 220ZM115 222H116V220H115ZM127 222H128V221H127ZM167 222H168V221H167ZM175 222H176V221H175ZM186 222H187V221H186ZM189 222H190V221H189ZM192 222H193V221H192ZM8 223H9V222H8ZM20 223H21V222H20ZM20 223L18 222V224H20ZM102 223H104V222H101V225H102ZM117 223H118V222H117ZM122 223H123V222H122ZM131 223H132V221H131ZM134 223H132L131 226L134 225ZM163 223H166V222H163ZM178 223H179V222H178ZM231 223H232V222H231ZM231 223H230V224H231ZM260 223H261V222H260ZM9 224H10V223H9ZM110 224H111V223H110ZM110 224H109V225H110ZM129 224H130V223H129ZM137 224H136V225H137ZM156 224H157V223H156ZM156 224H155V225H156ZM189 224H190V223H189ZM7 225H8V224H7ZM11 225H12V226H16L17 224H14V223L12 224V223H11ZM47 225H49V224H47ZM109 225H107V226H109ZM124 225H125V224H124ZM148 225H149V224H148ZM153 225H154V223H153ZM153 225H152V226H153ZM263 225H264V224H263ZM8 226H9V225H8ZM17 226H18V225H17ZM45 226H46V225H45ZM99 226H100V225H99ZM114 226H115V225H114ZM114 226H113V228H114ZM127 226H128V225H127ZM127 226H126V227H127ZM131 226H128V228L131 227ZM260 226H261V225H260ZM31 227H33L31 224H28V223L23 222V224L21 223V226H19V229L22 230V231H24L25 233H27L30 237H31V236H34V235L36 236V234H38V230H36L37 228H36V229H31ZM35 227H36V226H35ZM46 227H47V226H46ZM46 227H45V228H46ZM97 227H98V225H97ZM109 227H110V226H109ZM111 227H112V226H111ZM123 227H124V226H123ZM147 227H149V226H147ZM147 227H146V229H147ZM182 227H183V226H182ZM190 227H191V226H190ZM229 227H230V226H229ZM3 228H4V227H3ZM5 228H6V226H5ZM9 228H10V226L7 227V229H9ZM15 228H16V227H15ZM15 228H14L13 231L16 230ZM43 228H44V227H43ZM45 228H44V229H45ZM100 228H101V227H100ZM107 228H108V227H107ZM139 228H140V227H139ZM149 228H150V227H149ZM223 228H224V226H223ZM238 228H239V227H238ZM116 229H118V228H116ZM122 229H124V228H122ZM141 229H142V227H141ZM225 229H226V228H225ZM0 230H1V229H0ZM11 230H12V228H11ZM50 230H51V229H50ZM50 230H47V229H46L45 232H47V233L50 232V233H51ZM62 230H63V229H62ZM97 230H98V229H97ZM108 230H110V228H109ZM124 230H125V229H124ZM148 230L150 231V229H148ZM148 230H147V232H149ZM251 230H252V229H251ZM1 231H2V230H1ZM5 231H7V230H5ZM98 231H99V230H98ZM103 231H104V229H103ZM112 231H113V230H112ZM115 231H117V230H115ZM121 231H122V230H121ZM129 231H130V228H129L127 231H125V233H126V232H129ZM132 231H134V230H132ZM135 231H136V230H135ZM138 231H139V230H137L136 233H137ZM142 231L144 232V226H143ZM153 231H154V230H153ZM156 231L159 232V230H156ZM156 231H154V232H152V233H156ZM161 231H162V230H160V232H161ZM238 231H239V230H238ZM9 232H10V231H9ZM117 232H118V231H117ZM139 232H140V231H139ZM143 232H140V233H143ZM145 232H146V231H145ZM147 232H146V233H147ZM1 233H2V232H1ZM47 233H45V234H47ZM50 233L47 235L48 238H49V237H50V238L53 237V235H52L53 233L51 234L52 237H51ZM87 233H88V232H87ZM136 233H134V236H129V237H132L131 240H132L133 242L135 241L136 236H138ZM152 233H151V234H152ZM165 233H166V232H165ZM245 233H246V232H245ZM132 234H133V232H132ZM143 234H144V233H143ZM148 234H150V233H148ZM157 234H158V233H157ZM250 234H251V233H250ZM49 235H50V236H49ZM114 235H115V234H114ZM129 235H130V234H129ZM184 235H185V234H184ZM41 236H42V235H41ZM55 236H56V235H55ZM55 236H54V237H55ZM121 236H122V235H119V237H121ZM141 236H142V234H141ZM141 236H140V237H141ZM165 236H166V235H165ZM175 236H176V235H175ZM195 236H196V235H195ZM199 236H200V235H199ZM201 236H202V235H201ZM56 237H57V236H56ZM117 237H118V234H117ZM119 237H118V238H119ZM129 237H128V238H129ZM134 237H135V238H134ZM182 237H183V236H182ZM196 237H197V236H196ZM45 238H46V237H45ZM48 238H47V240H49ZM122 238H123V236H122ZM142 238H143V237H142ZM247 238H248V237H247ZM12 239H13V238H12ZM107 239H108V238H107ZM129 239H130V238H129ZM190 239H191V238H190ZM190 239H189V240H190ZM231 239H232V238H231ZM245 239H246V238H245ZM8 240H9V239H8ZM10 240H11V239H10ZM56 240H58V239H56ZM131 240H129V242H130ZM136 240H137V239H136ZM139 240H140V239H139ZM142 240H143V239H142ZM191 240H193V239H191ZM216 240H217V239H216ZM5 241H6V239H5ZM5 241H4V242H5ZM38 241H39V240H38ZM119 241L123 242V239H122V240L119 239ZM4 242H3V243H4ZM10 242H11V241H10ZM43 242H44V241H43ZM57 242H58V241H57ZM111 242H112V241H111ZM111 242H109V243L111 244ZM126 242H127V241H126ZM137 242H138V243H141L142 241L139 242V241L137 240ZM137 242H134V243H137ZM200 242H201V241H200ZM3 243H2V244H3ZM38 243H39V242H38ZM109 243H107V246H108ZM144 243H145V242H144ZM159 243H160V242H159ZM185 243H186V242H185ZM203 243H205V242H203ZM39 244H41V243H39ZM72 244H73V243H72ZM118 244H120V243L118 242ZM118 244H117V245H118ZM132 244H133V243H132ZM191 244H192V243H191ZM194 244H195V243H194ZM201 244H202V243H201ZM239 244H240V243H239ZM263 244H264V242H263ZM44 245H45V243H44ZM104 245H105V244H104ZM126 245H127V244H126ZM126 245H125V246H126ZM129 245H131V244L129 243ZM129 245H128L127 247H129ZM136 245H137V244H135V246H136ZM198 245H199V244H198ZM203 245H204V244H203ZM216 245H217V244H216ZM119 246H120V245H119ZM133 246H134V244H133ZM138 246H140V245H138ZM138 246H137V247H138ZM27 247H29V246H27ZM31 247H32V246H31ZM37 247H39V245H38ZM41 247H42V246H41ZM43 247H44V246H43ZM109 247H110V245H109ZM111 247H112V246H111ZM111 247H110V248H111ZM215 247H216V246H215ZM7 248L9 249V247H7ZM32 248H33V247H32ZM118 248H119V247H118ZM123 248H124V247H123ZM125 248H126V247H125ZM134 248H136V247H134ZM134 248H132L133 251L136 250V249H134ZM241 248H242V247H241ZM248 248H249V247H248ZM251 248H252V247H251ZM3 249H4V247H3ZM36 249H37V248H36ZM38 249H39V248H38ZM38 249H37V250H38ZM41 249H42V248H41ZM120 249H121V248H120ZM257 249H258V248H257ZM20 250H21V249H20ZM33 250H35V248H34ZM33 250H32V251H33ZM62 250H63V249H62ZM109 250H110V249H109ZM127 250H128V249H127ZM183 250H184V249H183ZM22 251H23V250H22ZM22 251H21V253H24V252H22ZM25 251H26V249H25ZM117 251H119V250H117ZM124 251H126V250H124ZM227 251H228V250H227ZM1 252H2V251H1ZM3 252L5 253V251H3ZM6 252H7V250H6ZM8 252H9V251H8ZM41 252H42V251H41ZM127 252H128V251H127ZM25 253H26V252H25ZM25 253H24V254H25ZM31 253H32V252H31ZM116 253H118V252H116ZM128 253H129V252H128ZM128 253H127V254H128ZM229 253H230V252H229ZM234 253H235V252H234ZM11 254H12V253H11ZM18 254H20V252H19ZM240 254H241V253H240ZM20 255H21V254H20ZM28 255H30V254H28ZM56 256H57V255H56ZM110 256H111V255H110ZM126 256H127V255H126ZM181 256H182V255H181ZM228 256H229V255H228ZM1 257H2V256H1ZM1 257H0V258H1ZM15 257H16V256H15ZM18 257H20V256H18ZM23 257H24V256H23ZM182 257H183V256H182ZM231 257H232V255H231ZM231 257H230V258H231ZM3 258H4V256H3ZM3 258H2V261H3ZM110 258H111V257H110ZM110 258H109V259H110ZM123 258H124V257H123ZM126 258H127V257H126ZM126 258H125V259H126ZM136 258H137V257H136ZM140 258H141V257H140ZM186 258H187V257H186ZM235 258H236V257L232 258V260L235 259ZM253 258H254V257H253ZM5 259H7V258H5ZM22 259H23V258H22ZM36 259H37V258H36ZM111 259H112V258H111ZM111 259H110V260H111ZM104 260H105V259H104ZM127 260L129 261V259H127ZM136 260H137V259H136ZM136 260H135V261H136ZM108 261H109V260H108ZM141 261H142V260H141ZM252 261H253V260H252ZM101 262H103V261H101ZM115 262H116V261H115ZM120 262H122V261H120ZM204 262H205V261H204ZM228 262H229V261H228ZM233 262H234V260H233ZM236 262H237V261H236ZM215 263H216V262H215ZM258 263H260V262H258ZM122 264H124V263H122ZM127 264H129V263H127ZM133 264H134V263H133ZM227 264H228V263H227ZM229 264H231V263L229 262Z\"/></svg>",
    "mask_w": 264,
    "mask_h": 264
},
{
    "label": "snow or ice",
    "instance_id": "3",
    "mask_svg": "<svg viewBox=\"0 0 264 264\" xmlns=\"http://www.w3.org/2000/svg\"><path fill=\"white\" fill-rule=\"evenodd\" d=\"M113 7H114V5H113ZM52 19L55 20L56 17H52ZM71 27H72V26L69 25V28H71ZM262 36H264V33H262ZM29 63H31V61H29ZM187 67H191V65H188ZM221 67H223V66L221 65ZM261 78L264 79V75H262ZM33 82L36 83V82H38V80H37V79H34ZM104 84H107V81H104ZM30 87H31V85H30ZM213 95H215V93H213ZM49 99H51V97H49ZM169 99H171V97H169ZM10 100H11V103H15V102H16L14 99H11V98H10ZM141 107H143V106L141 105ZM29 111H30V110H29ZM123 119H124V120H128L129 117H128L127 115H125V116L123 117ZM224 119L227 120L228 117L225 116ZM109 123H111V120H109ZM85 127H86V125H85ZM107 134H108L107 132L104 133V135H107ZM173 143H175V141H173ZM140 159L143 160L144 157L141 156ZM149 181H151V177H149ZM177 183H178V182H177ZM148 187H149V188H152V187H154V185H152L151 183H149ZM221 187H223V185H221ZM145 191L147 192V189H145ZM147 199H148V200H151V199H152V196H151V195L147 196ZM205 207H210V205H205ZM9 239H11V237H9ZM137 240H139V237H137ZM197 243H199V240H197ZM160 247H163V245H160Z\"/></svg>",
    "mask_w": 264,
    "mask_h": 264
}]
</instances>
